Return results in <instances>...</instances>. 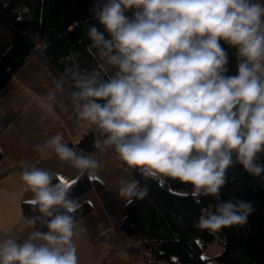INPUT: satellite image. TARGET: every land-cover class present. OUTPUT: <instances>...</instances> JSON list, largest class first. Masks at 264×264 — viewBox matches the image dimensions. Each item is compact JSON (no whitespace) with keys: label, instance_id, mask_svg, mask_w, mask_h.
Segmentation results:
<instances>
[{"label":"clouds","instance_id":"clouds-1","mask_svg":"<svg viewBox=\"0 0 264 264\" xmlns=\"http://www.w3.org/2000/svg\"><path fill=\"white\" fill-rule=\"evenodd\" d=\"M89 11L95 23L86 36L102 63L66 68L55 87L64 91L71 81L78 122L99 130L93 147L113 150L125 172L157 186L189 185L194 203L214 198L196 228L215 233L246 224L252 203L223 199L221 189L237 165L264 180V0H93ZM225 44L235 50V74ZM44 101L40 108L54 114ZM35 151L54 154L77 178L100 168L59 134ZM22 169L23 192L33 194L25 202L36 214L19 230L33 231L22 241L0 238V264H79L76 241L87 229L83 205L71 195L75 181L26 162ZM118 183L126 204L148 195L138 179Z\"/></svg>","mask_w":264,"mask_h":264},{"label":"trees","instance_id":"trees-1","mask_svg":"<svg viewBox=\"0 0 264 264\" xmlns=\"http://www.w3.org/2000/svg\"><path fill=\"white\" fill-rule=\"evenodd\" d=\"M92 5L93 0H0V23L13 34L10 46L0 57V89L29 59L39 60L57 80L66 68L79 65L91 71L101 64L86 36L87 24L95 23L89 11ZM224 47L229 54L230 74H235V50L226 44ZM104 72L111 75L106 66ZM70 84L68 80L65 88L72 91ZM97 137L99 130L92 127L77 140L78 148L94 150ZM2 156L0 147V159ZM134 175L149 192L144 199L126 204L118 227L133 242L132 251L146 264H215L214 258L222 264H264V180L248 175L239 165L229 169L222 198L235 196L250 201L254 212L246 224L212 233L194 225L202 210L216 203L214 198L202 197V203L197 204L189 185L169 181L160 187ZM74 181L71 195L75 199L93 187L103 189L100 180L87 174ZM82 205L79 215L83 217L90 213L92 204L86 201ZM23 211L26 217L36 214L25 201ZM218 236L222 251L205 255L208 243Z\"/></svg>","mask_w":264,"mask_h":264},{"label":"crops","instance_id":"crops-1","mask_svg":"<svg viewBox=\"0 0 264 264\" xmlns=\"http://www.w3.org/2000/svg\"><path fill=\"white\" fill-rule=\"evenodd\" d=\"M12 38L11 30L0 23V57L10 46ZM92 50L99 55L97 50ZM49 93H54L53 89L42 74L27 62L0 89V147L3 151L0 159V238L14 237L22 241L33 231L30 227L19 230L26 217L23 203L33 196L31 192H23L20 179L22 162L59 172L70 180L77 178L76 170L54 154L43 158L35 151L37 144L56 134L61 135L70 147L75 145L80 150L77 140L92 128L89 124L75 125L67 113L66 105L55 93V99H46ZM41 97L45 98L44 102L53 105L54 114L49 115L40 108ZM44 116L47 118L42 119ZM66 134L72 135V138L66 139ZM122 176L136 179L133 173L125 172L120 167L107 169L100 165L93 177L102 182L103 189L100 191L93 187L78 198L81 204L86 201L92 204L90 213L82 217L87 231L76 241L79 264H146L132 251L133 242L128 238L115 254L104 263L102 261L104 248L99 237L118 225L126 214V202L119 195L118 181ZM13 194L16 199H13Z\"/></svg>","mask_w":264,"mask_h":264},{"label":"built area","instance_id":"built-area-1","mask_svg":"<svg viewBox=\"0 0 264 264\" xmlns=\"http://www.w3.org/2000/svg\"><path fill=\"white\" fill-rule=\"evenodd\" d=\"M27 63L34 70L42 74L48 86L53 89L56 96L66 105L67 113L70 116L72 122L77 126H81V122H78L77 120L76 110L74 108V102L70 96V91L66 88H64V91L57 90L55 87L57 78L48 69H46L39 60L29 59L27 60ZM65 137L69 140L72 138V135L66 134ZM84 152L85 154H93L95 158L99 160L100 165H103L107 169L116 167L125 169V165L117 159L115 152L111 149L105 150L103 152L97 149ZM126 239L127 238L125 237L123 231L118 227V225L111 227L109 230L101 234V236L99 237V241L104 248L102 257L103 263L107 261L110 256L115 254L122 246L125 245Z\"/></svg>","mask_w":264,"mask_h":264},{"label":"rangeland","instance_id":"rangeland-1","mask_svg":"<svg viewBox=\"0 0 264 264\" xmlns=\"http://www.w3.org/2000/svg\"><path fill=\"white\" fill-rule=\"evenodd\" d=\"M107 67V66H106ZM109 72L112 74V71H114L113 69H110L109 67H107ZM90 126H94V125H90ZM222 251V244L219 240V236L212 242L208 243V245L205 248L204 254L207 256H214L218 253H220ZM213 262L215 264H222L221 262H219L217 259L214 258Z\"/></svg>","mask_w":264,"mask_h":264}]
</instances>
